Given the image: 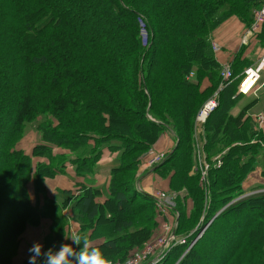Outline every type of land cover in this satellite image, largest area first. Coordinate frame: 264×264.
Segmentation results:
<instances>
[{
	"label": "trees",
	"instance_id": "1",
	"mask_svg": "<svg viewBox=\"0 0 264 264\" xmlns=\"http://www.w3.org/2000/svg\"><path fill=\"white\" fill-rule=\"evenodd\" d=\"M66 3L74 8L67 10ZM263 4L0 0V264H12L20 237L42 218L51 221L46 251L69 243L67 209L77 233L90 242L102 239L92 246L112 262L131 258L159 237L154 195L138 189L136 180L144 157L165 135L174 141L173 151L145 173L155 176L172 166L168 187L178 194V236L201 219L213 222L185 256L187 246L178 245L160 264H264V185L250 193L244 187L256 167L264 179V147L251 144L253 135L242 130L245 113L232 114L239 90H223L203 132L196 128L200 108L220 84L214 31L230 17L250 27L253 10ZM140 22L150 41L143 40ZM233 70V83L240 84L242 75ZM43 117L56 124L40 122L42 138L27 154L19 145ZM197 141L211 164L210 196L194 169ZM107 149L117 156L104 188L95 176ZM218 155L220 168L213 163ZM34 158L46 161L34 165ZM68 167L84 183L35 208L29 182L69 176Z\"/></svg>",
	"mask_w": 264,
	"mask_h": 264
},
{
	"label": "crops",
	"instance_id": "2",
	"mask_svg": "<svg viewBox=\"0 0 264 264\" xmlns=\"http://www.w3.org/2000/svg\"><path fill=\"white\" fill-rule=\"evenodd\" d=\"M251 28L252 24L250 27H246L237 17H230L214 31L212 43L216 48L214 51L218 63L220 65L231 63L236 71H238L239 77H241V75L243 77L246 68L242 69V67L245 65H249L247 68H255L257 72L260 73V80L249 94H238L232 114L236 117L245 113L242 125L245 121H247V124L242 130L247 136L253 135L250 141L251 144L261 143L264 147V125H261L257 120L258 116H264V26L260 33L254 34L246 40L247 34ZM237 78L238 75L235 80ZM238 85L240 86L239 81H236L230 88L239 90ZM161 141L162 143H160ZM170 142H172L170 137L162 138L156 146L160 149H168V147L171 146ZM36 144L37 143L29 141L26 142L25 140L21 142L19 148L27 154H32L33 147ZM55 152L56 154H68V151L62 149H56L54 153ZM116 156L117 154L111 153L108 149L104 151V156L99 164L101 166L99 173L95 176L98 187L109 188L111 179L110 163ZM39 161L45 162L46 160L43 158H34V165ZM67 174L69 176L57 175L55 178H46L43 182H34V180H31L28 184L31 204L40 210L46 204V199L54 198L59 190H74L76 185L84 183V178L78 177L75 174L74 168L68 167ZM139 175L140 172L138 171V176ZM153 177L154 175L145 180L144 185L147 189L150 188L148 185H151V182H153ZM169 177L168 175L165 181H157V183H163V185L168 188ZM138 183L137 181L136 187H138ZM263 185L264 179L262 177V170L260 167H256L248 176L244 187L250 193L253 190L257 191L255 190L257 186ZM97 201L103 202L104 197L101 196ZM63 213L68 217L69 225L66 229L68 237L71 239L73 233H77L80 227L78 223L72 220L73 212L71 209H67ZM50 225L51 221L49 219L42 218L37 226H31L27 229L20 237L18 252L13 258L12 264H28V249L32 246L34 241H39L43 245V251H46V235L49 233ZM70 231H72V234H70ZM70 239L69 244L72 243ZM102 241V239H97L90 243L91 245H98Z\"/></svg>",
	"mask_w": 264,
	"mask_h": 264
},
{
	"label": "built area",
	"instance_id": "3",
	"mask_svg": "<svg viewBox=\"0 0 264 264\" xmlns=\"http://www.w3.org/2000/svg\"><path fill=\"white\" fill-rule=\"evenodd\" d=\"M264 26V4L255 11L254 23L251 30L248 32L246 40L252 37L254 34H258L262 31ZM145 30V29H144ZM213 49L216 50L215 46ZM193 74H191L192 76ZM261 75L253 67L246 68L239 86V94L247 95L255 87L260 80ZM235 80L234 70L231 63H225L221 65L220 69V84L216 92L210 97L200 108L196 117V128L198 131L203 132V127L207 120L219 107V95L227 89ZM249 81L252 82V86L249 91H245V87ZM257 120L261 125H264V116H258ZM197 131V132H198ZM195 153L200 161V173L201 182L204 185L207 196L211 195L209 172L211 170V164L207 161L204 151V146L200 141H197L195 146ZM168 156V152L156 151L151 149L149 153L144 157V162L140 166L139 172L144 173L152 171L157 166L162 164ZM222 155H218L213 159L215 163L214 167L220 168L223 165L221 160ZM184 193V192H183ZM155 207L161 218L162 233L159 237L153 241H149L144 244L143 248L131 258L125 261L111 262V264H160L172 249L178 245L187 246V250L184 256L195 246L198 240L203 236L207 228L212 224L213 219L205 224L201 229L197 228L186 236H178L177 229L179 224L180 214L176 210V200L178 194L175 192H158L154 194ZM204 220H202V223ZM199 229V231H198ZM198 231V233H197Z\"/></svg>",
	"mask_w": 264,
	"mask_h": 264
},
{
	"label": "clouds",
	"instance_id": "4",
	"mask_svg": "<svg viewBox=\"0 0 264 264\" xmlns=\"http://www.w3.org/2000/svg\"><path fill=\"white\" fill-rule=\"evenodd\" d=\"M70 241L71 244L63 243L58 249L47 251H43L39 241H34L28 249V264H111L99 248L91 245L87 234L73 233Z\"/></svg>",
	"mask_w": 264,
	"mask_h": 264
},
{
	"label": "rangeland",
	"instance_id": "5",
	"mask_svg": "<svg viewBox=\"0 0 264 264\" xmlns=\"http://www.w3.org/2000/svg\"><path fill=\"white\" fill-rule=\"evenodd\" d=\"M69 4L68 3H66V6H64L67 10H70L71 11V8L73 9L74 7H69L68 6ZM74 5H76V0H74ZM261 8V7H260ZM256 10H258V9H254L253 10V12H252V14H251V24H253L254 23V16H255V11ZM102 17V16H101ZM97 20V19H96ZM144 28V24L142 23V22H140V32H141V36H142V38H143V40L145 41V42H147V41H150V34H149V32ZM142 30V31H141ZM255 69V68H254ZM15 98V95L13 94V93H10V99H14ZM50 119V121L52 120L53 122H54V124H56V121L53 119V118H50V117H48V118H42V119H39L40 121H39V123L37 124V123H35V124H32V125H30L29 127H28V131H27V133H26V136H25V138H24V140L23 141H25L26 140V142H33V143H38L40 140H41V138H42V136H40V133L37 131V126L40 124V122H43V121H45V120H49ZM7 131V130H6ZM169 138L170 136L169 135H165L163 138ZM170 140L173 142H170L171 143V146L170 147H168V149H165V148H158V147H153L156 151H160V152H162V151H165V152H168V154L169 153H171L172 151H173V148L175 147V143H174V141L171 139V137H170ZM1 142H3V140L1 141ZM160 143H162V141L160 142ZM57 152V151H56ZM55 152V153H56ZM194 157H195V160H194V169L196 170V169H198L199 167H200V161H199V159H198V156H197V154L196 153H194ZM179 164H176V166H174V168H176L177 166H178ZM171 168H172V166H170ZM171 168H169V169H164V170H161L160 172H158V173H156V175L153 177V182H151V185H148L150 188H146L145 187V180L149 177V176H151V175H149V174H147V173H140V175L138 176V174H137V180H136V182L138 181L139 183H138V189H144V190H146V191H148L150 194H157L158 192H162V191H164V192H173V191H171L170 189H169V187L168 188H166L164 185H163V183H157V181H165V178H167V176L169 175L168 173L170 172V170H171ZM154 174H155V172H153ZM152 172H151V174H153ZM170 176V175H169ZM141 184V185H140ZM247 191V190H246ZM248 192V191H247ZM192 206H190V208H191ZM218 215V214H217ZM202 220L203 219H201L200 220V223H198V225L195 227V229H197V228H199V229H201L202 227H203V225L206 223V218H205V220H204V222L202 223ZM194 229V230H195ZM199 229H198V231H199ZM198 231H197V233H198ZM70 234H72V231H70ZM68 238H70V237H68ZM200 240V239H199ZM198 240V241H199Z\"/></svg>",
	"mask_w": 264,
	"mask_h": 264
},
{
	"label": "bare ground",
	"instance_id": "6",
	"mask_svg": "<svg viewBox=\"0 0 264 264\" xmlns=\"http://www.w3.org/2000/svg\"><path fill=\"white\" fill-rule=\"evenodd\" d=\"M253 84H252V82L251 81H249V83H248V85L245 87V91H249V89H250V87L252 86Z\"/></svg>",
	"mask_w": 264,
	"mask_h": 264
}]
</instances>
